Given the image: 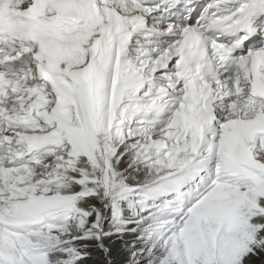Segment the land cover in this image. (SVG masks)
I'll list each match as a JSON object with an SVG mask.
<instances>
[{
  "label": "snow or ice",
  "instance_id": "snow-or-ice-1",
  "mask_svg": "<svg viewBox=\"0 0 264 264\" xmlns=\"http://www.w3.org/2000/svg\"><path fill=\"white\" fill-rule=\"evenodd\" d=\"M0 264H264V0H0Z\"/></svg>",
  "mask_w": 264,
  "mask_h": 264
},
{
  "label": "trees",
  "instance_id": "trees-1",
  "mask_svg": "<svg viewBox=\"0 0 264 264\" xmlns=\"http://www.w3.org/2000/svg\"><path fill=\"white\" fill-rule=\"evenodd\" d=\"M126 239H129V240H130V239H131V237H127ZM117 244H118V245H120V242H119V241H117ZM120 246L122 247V245H120ZM118 259H119V257H118Z\"/></svg>",
  "mask_w": 264,
  "mask_h": 264
}]
</instances>
